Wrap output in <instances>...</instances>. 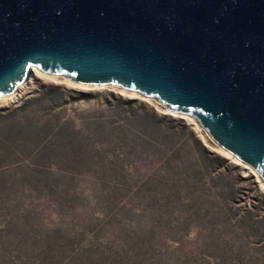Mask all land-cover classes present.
Wrapping results in <instances>:
<instances>
[{"label":"rangeland","instance_id":"374dc122","mask_svg":"<svg viewBox=\"0 0 264 264\" xmlns=\"http://www.w3.org/2000/svg\"><path fill=\"white\" fill-rule=\"evenodd\" d=\"M112 87L0 107V264H264L259 175Z\"/></svg>","mask_w":264,"mask_h":264},{"label":"water","instance_id":"95a60500","mask_svg":"<svg viewBox=\"0 0 264 264\" xmlns=\"http://www.w3.org/2000/svg\"><path fill=\"white\" fill-rule=\"evenodd\" d=\"M32 68L189 116L264 182V0H0V98Z\"/></svg>","mask_w":264,"mask_h":264},{"label":"bare ground","instance_id":"6f19581e","mask_svg":"<svg viewBox=\"0 0 264 264\" xmlns=\"http://www.w3.org/2000/svg\"><path fill=\"white\" fill-rule=\"evenodd\" d=\"M37 79H43V80L48 81L50 83H55V84L62 85V86L67 87V88L78 89V90H82V91L89 90V89H102L104 87H109V86H88V85H81V84H78V83H74V82H72V81H70L68 79H65V78H61V77H57V76H52V75H47V74L39 71L37 68H32L30 70V73L28 75V78L18 87V89L13 94H10V95H7V96H4V97H1L0 98V107H2L3 105H6V104H10V103L15 102L19 97H21L25 93V91L27 89V86H28V83L30 84L32 81H35ZM112 88H114L115 91H117V94H119L120 96L121 95L130 94L131 96H136V97H139V98L142 97V96H140V95H138V94H136L134 92H128L126 90H123L120 87L119 88L118 87H112ZM142 98H144V97H142ZM144 100H147V101H150V102L151 101L154 102L155 105L154 104L153 105H154V107H155V109L157 111L160 110L161 112H164L167 115L176 117L179 120H181V121L189 124L190 126L194 127L195 131H197L198 134H203V132L201 130L202 128L192 118H190L188 116H185V115H178V114L172 113L169 110H167L165 107L159 105V103H157L155 100H152V99H144ZM202 138L205 141V138L203 136H202ZM215 151H217V153L223 155V157L228 158L229 160H231L235 164H238L240 167H242V169L245 171V173H252L254 176H257V175H255V173L252 171V169L250 167H248L247 165L241 163L236 158L232 157L228 152H226L220 146H217Z\"/></svg>","mask_w":264,"mask_h":264}]
</instances>
